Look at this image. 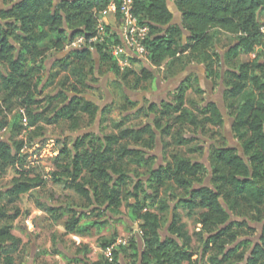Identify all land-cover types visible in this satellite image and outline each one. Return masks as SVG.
<instances>
[{
    "label": "trees",
    "instance_id": "obj_1",
    "mask_svg": "<svg viewBox=\"0 0 264 264\" xmlns=\"http://www.w3.org/2000/svg\"><path fill=\"white\" fill-rule=\"evenodd\" d=\"M112 1L0 0V178L8 167L16 173L0 197L12 203L45 184L43 175L28 166L27 158L28 149L45 135L48 126L64 121L69 131H76L83 116L91 122L98 118L101 125L117 107L126 114L114 122L116 132L87 131L70 142L69 138L57 139L60 146L49 173L52 182L72 190L97 214L103 206L105 211H119L124 194L132 198L128 211L131 219L138 221L139 238L113 247L111 261L105 258L95 264H120L121 255L140 264H264V33L260 30L264 0H171L180 12V25L170 23L167 0H132L134 15L149 27L145 44L150 63L163 68L164 78L197 64L204 67L206 79L222 84V101L239 148L229 145L221 133L224 117L215 102L200 104L190 99V107L186 104L187 90L199 96L205 92L197 74L183 77L172 92V100L138 107L124 88L147 90L154 84L155 69L133 57L128 59L129 66L121 69L105 43L71 49L47 71V53L52 51L56 56L65 51L77 36H84L87 42L95 34L93 10H102ZM222 37H226L225 43ZM113 38L119 43L115 34ZM249 55L255 56L243 60ZM101 69L114 76L110 82L121 88V103L100 108L84 97L87 90L94 89L91 83L97 81L95 74ZM44 71L47 81L40 89V73ZM59 74L63 75L55 81ZM53 84L55 92L43 94ZM150 113L154 114L151 123L126 126ZM174 126L212 138L208 166L173 153L169 161L154 168L156 156L150 152L158 139L163 153L172 142L183 146L201 141L199 135L186 137L179 130L172 134ZM3 129L7 130L5 138L1 136ZM22 132L27 135L21 136ZM201 149L196 144L188 152ZM142 169L145 178L138 172ZM130 182L132 189L126 190ZM170 182L181 194L167 192ZM37 206L54 223L61 222L66 234L81 235L86 226L100 228L105 224L84 220L89 215L84 210L41 202ZM179 208L187 210L188 217L200 210L194 219L198 230H187ZM18 214V210L9 214L0 206V264H14L12 254L20 239L11 230ZM168 215V235L162 238L160 229ZM250 223L260 224V229ZM115 238L112 234L102 239L100 247H110ZM194 248L200 249L197 259L192 258Z\"/></svg>",
    "mask_w": 264,
    "mask_h": 264
},
{
    "label": "rangeland",
    "instance_id": "obj_2",
    "mask_svg": "<svg viewBox=\"0 0 264 264\" xmlns=\"http://www.w3.org/2000/svg\"><path fill=\"white\" fill-rule=\"evenodd\" d=\"M117 26V23L114 24ZM224 43L226 37H222ZM223 43H221L222 45ZM220 49V47H219ZM65 50H67L65 48ZM57 55V54H56ZM255 55L243 56V60H251ZM53 52L49 51L46 56L45 63L49 64V60L53 58ZM155 79L154 87L150 86L147 90L139 91H130L124 88L126 94L134 99L138 107H146V105L151 103H159L162 100H172V92L179 84V79L182 75H177L171 78H164L163 68H155ZM46 72H41L40 77H42L41 83L38 87L41 89L46 80ZM61 75L57 77V81ZM96 80L95 83H91L94 86V89H89L85 92L87 95H91L100 100L99 106H103L107 103H116L119 104L122 101L121 88L115 86L110 82L114 76L101 69L100 72L95 74ZM201 84L205 89L203 95H196L191 90L186 92V104L190 107L188 100L193 99L199 101L200 104L202 101L215 102L220 108L221 113L225 119L226 126L223 125L221 128V133L225 135L229 145L237 146L236 140L233 138L230 131L231 119L226 115L224 103L222 101V91L223 87L219 84H213L210 80H206L204 76H201ZM93 88V87H92ZM56 90L55 84L48 86L43 90V94L54 93ZM145 96L147 99H145ZM202 98V100H201ZM198 102V103H199ZM126 114L125 111H120L119 108L115 107L114 111L107 115V120L101 123H98V118L94 119L93 122L88 120L86 116H83L81 122V128L76 131H69L66 126V122H60L56 125H51L47 127V132L43 137L36 138L35 142L29 149L30 153L27 158L28 166L34 167L35 171L43 175L45 178V184L40 188H35L26 194H22L15 202L7 203V198L5 196L0 197V206H4L9 214H13L15 210L19 211L18 216L14 219L12 224V234L20 239L17 250L13 253L14 264H95L99 261H103L107 258V255L110 254L112 248L100 247V241L104 238H109L112 234L116 235L115 242L111 246L117 247L118 245L127 244L132 238H137V235L140 236V229L138 227L137 221L131 219L130 212L128 211V204L132 203L133 200L128 194H124V199L122 200L119 211H105L106 206L102 207V212L97 214L93 210V206H88L80 197H78L72 190L65 189L59 183H54L49 177L50 171L53 170V159L52 157L57 155V149L60 144L57 142V139L63 140L65 138L70 142L71 138H75L78 135L83 134L84 132H94L95 134L105 133L110 134L116 132L113 125L114 122L119 121L121 116ZM153 113L149 115H140L136 119H132L126 123V126L130 127H141L152 122L154 118ZM8 117L7 119H9ZM166 119L163 120L162 125H164ZM171 122V121H170ZM210 131H213L212 126H207ZM179 128L174 126L171 130L172 134L177 132ZM7 131V130H6ZM6 131L3 129L1 131V136L6 137ZM180 134H184L186 137L190 135H199L201 141H192L187 145L178 146L174 142L171 144L163 153V147L159 142L156 144L153 150H151L150 155L156 154L157 158L152 161V164L158 165L165 163L170 160L173 153H178L181 156L189 157L195 161H200L208 166V147L212 138H209L208 135L204 136L199 132L190 133V129L185 127L179 130ZM158 133V132H157ZM26 132H22L21 136L25 137ZM214 138V137H213ZM168 141H172L171 137L167 138ZM34 142V141H33ZM201 145L202 149L199 152L190 153L188 148L193 147L194 145ZM139 174L145 178L144 170H139ZM15 169L8 167L0 178V191L1 193L9 188L11 185V180L15 176ZM32 175V173H31ZM133 183L125 188L132 189ZM169 190L167 192H172L175 194H181L179 190H176L174 185L170 182L167 183ZM162 195V194H161ZM37 202L47 203L55 206L63 207H72L76 211L84 210L89 213L88 216L84 218L86 221H103L105 224L101 225L100 228L95 225L86 226V230L79 234H66L61 225V222L54 223L52 218L43 212L37 206ZM173 202H170L172 205ZM200 212L199 209L195 210V214L192 217L186 215L187 210L178 209V214L182 222L186 224L187 230L191 233L198 227L195 223L196 213ZM170 215L166 216L162 227L160 229V235L165 237L167 233V225L170 219ZM136 222V223H135ZM256 229H259L260 224L250 223ZM196 246L194 241L193 247ZM87 249V251H85ZM195 254L193 259H197L199 255V248H194ZM64 254V255H63ZM76 258V261H69L64 256ZM80 261H79V259ZM83 259V260H82ZM204 263H207V258L203 260ZM1 263V262H0ZM120 264H136L131 262V258L120 256Z\"/></svg>",
    "mask_w": 264,
    "mask_h": 264
},
{
    "label": "built area",
    "instance_id": "obj_3",
    "mask_svg": "<svg viewBox=\"0 0 264 264\" xmlns=\"http://www.w3.org/2000/svg\"><path fill=\"white\" fill-rule=\"evenodd\" d=\"M133 10L132 0H113L104 9L93 10L96 21L95 34L87 42L84 36L75 37L68 42L66 49L80 48L87 43H105L109 46L111 55L114 56L117 65L121 69L129 66L128 59L133 57L132 54L135 55L133 58L140 59L144 65H151L145 44L149 27L139 22ZM118 12L120 17L116 22L117 26H112L108 18L111 15H117ZM107 27H109V30ZM260 30L264 33V24H261ZM114 34L119 39V43H114ZM108 38L113 41L108 42ZM20 112H24L23 108L20 109ZM22 121L24 125L27 124L26 117H23ZM110 248H113V246H110ZM107 250L109 251V247ZM107 258L111 261L110 254L107 255Z\"/></svg>",
    "mask_w": 264,
    "mask_h": 264
},
{
    "label": "water",
    "instance_id": "obj_4",
    "mask_svg": "<svg viewBox=\"0 0 264 264\" xmlns=\"http://www.w3.org/2000/svg\"><path fill=\"white\" fill-rule=\"evenodd\" d=\"M0 7H2V3H0ZM167 7H168V9H169V11L172 13V20H171V22L170 23H172V24H178V25H180V12L178 11V9H177V7H176V5L174 4V2H172L171 0H167ZM187 33L184 31V36L186 35ZM229 47H227L226 49H224V50H221L220 52L221 53H223L225 50H227ZM71 50V49H70ZM70 50H65V51H63V52H61V53H59V54H57L56 56H54L53 58H51L49 61V64H48V66H47V64H46V66H47V71H49L50 70V67H51V65H52V63L55 61V60H57V59H60V58H62V57H64ZM132 56L133 57H135V55L134 54H132ZM96 61H97V59H96ZM148 69H152V67L151 66H149V65H145ZM190 69L191 68H187L184 72H182V74H180V75H184V73L185 72H187V71H190ZM221 86H222V84H220ZM223 87V86H222ZM69 95V97H71V96H73V94H68ZM84 97L87 99V100H90V101H92V102H94L95 104H97V105H99L101 102H100V100H98L96 97H94V96H91V95H84ZM100 107V106H99ZM100 108H102V106L100 107ZM224 126H226V124H225V119H224ZM237 146H238V144H237ZM238 148H239V146H238ZM206 181H207V179H206ZM220 202H222L221 200H220ZM139 246H140V243H139ZM136 264H140V261H138Z\"/></svg>",
    "mask_w": 264,
    "mask_h": 264
},
{
    "label": "crops",
    "instance_id": "obj_5",
    "mask_svg": "<svg viewBox=\"0 0 264 264\" xmlns=\"http://www.w3.org/2000/svg\"><path fill=\"white\" fill-rule=\"evenodd\" d=\"M109 20V23L112 25V26H114V24L117 22V20H119V17H117V15H111L109 18H108ZM260 19H261V23L262 24H264V14L263 15H261V17H260ZM66 48V47H65ZM148 65V64H147ZM149 66H151L152 68H154V66H152V65H149ZM187 68H191L190 69V71H189V74H197L199 77V79L201 80V76H204V67L202 66V65H197V64H191V65H189ZM186 68V69H187ZM204 78H205V76H204ZM206 79V78H205ZM206 80H208V79H206ZM201 82V81H200ZM92 85V87H94L93 86V84H91ZM153 86H154V84H153ZM154 87H156V86H154ZM137 91H139V90H137ZM130 97V96H129ZM132 100H134L132 97H130ZM136 223V222H135ZM137 223H138V221H137ZM198 227H199V225H197ZM196 228V230H198L199 228ZM161 236V235H160ZM162 237V236H161ZM137 238H139V236L137 235ZM162 238H164V237H162Z\"/></svg>",
    "mask_w": 264,
    "mask_h": 264
},
{
    "label": "flooded vegetation",
    "instance_id": "obj_6",
    "mask_svg": "<svg viewBox=\"0 0 264 264\" xmlns=\"http://www.w3.org/2000/svg\"><path fill=\"white\" fill-rule=\"evenodd\" d=\"M186 74H189V71L185 72L184 75H182V76H181L180 78H178V79L181 81V80L183 79V77H184ZM197 76H198V75H197ZM198 77H199V76H198ZM198 79H199V78H198ZM180 81H179V82H180ZM200 81H201V80L199 79V84L202 86V84H201ZM154 85H155V84H154ZM177 86H178V85H177ZM177 86H176V87H177ZM202 88H203V86H202ZM203 90L205 91L204 88H203ZM145 99H147L146 96H145ZM160 102H162V101H160ZM160 102H159V103H160ZM150 104H152V103L149 102L146 106H150ZM152 155H155L156 158H157V155H156V154H152ZM158 165H159V164H158ZM158 165H154V168H155L156 166H158ZM253 227H254V226H253ZM259 229H260V227H259ZM253 240L256 241V237H254Z\"/></svg>",
    "mask_w": 264,
    "mask_h": 264
}]
</instances>
